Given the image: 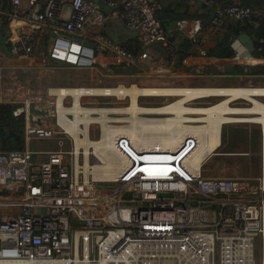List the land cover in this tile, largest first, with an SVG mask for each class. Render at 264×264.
I'll return each mask as SVG.
<instances>
[{
  "label": "built area",
  "instance_id": "1",
  "mask_svg": "<svg viewBox=\"0 0 264 264\" xmlns=\"http://www.w3.org/2000/svg\"><path fill=\"white\" fill-rule=\"evenodd\" d=\"M8 3L5 10L0 0V24L9 21L8 40L14 57H32L34 50L49 39L46 56L53 62L93 69L99 66L98 54L133 67L169 58L168 65L149 68L145 73L147 77L166 78L173 76L175 57L186 43L200 55L206 54L200 25L189 36L182 32L186 20L176 22L172 32L162 27L156 17L159 0ZM253 15L251 6H217L210 25L220 27L226 19L249 23ZM109 23L122 26L125 33H135L134 38L117 42L104 31ZM263 43L260 39L259 51ZM118 76L123 75L104 73L90 88L136 86L104 82ZM138 76L140 73L126 77ZM165 87L176 86L161 88ZM47 96L56 104L57 95L48 91ZM126 98L129 100L128 96L121 100ZM204 98L208 97L192 101L199 103ZM236 99L249 105L241 97ZM55 104L53 127L30 122L28 104L12 112L14 116L24 114V147L0 151V193L5 191L0 195V264H264L263 153L262 174L256 182L248 183L237 194L217 192L206 187L207 179L201 173L204 161L199 173L187 161L200 144L199 133L194 130L172 151L142 149L126 135H119L113 140V149L125 165L117 179H86L83 149L79 148L76 161L72 137L57 123ZM67 117L73 118L70 114ZM200 125L203 123L195 126ZM261 131L263 134L262 127ZM49 138L58 139L56 150L33 152L28 147L33 139ZM66 138L71 141L70 150L63 149ZM33 155L46 156L33 162ZM88 159L94 162L91 153ZM76 162L80 164L78 171Z\"/></svg>",
  "mask_w": 264,
  "mask_h": 264
},
{
  "label": "crops",
  "instance_id": "2",
  "mask_svg": "<svg viewBox=\"0 0 264 264\" xmlns=\"http://www.w3.org/2000/svg\"><path fill=\"white\" fill-rule=\"evenodd\" d=\"M3 1L5 10L9 9V0H1ZM161 8L169 7L173 11L178 14H184L183 8H177L174 6L176 4V0H159ZM245 2V3H244ZM239 3L244 6H251L254 10V15L252 21L249 23H242L232 19H226L225 22L217 28H214L210 25V20L213 15V12L217 6H222L226 4ZM189 7L187 9V16H180L176 19H172L171 15L167 16V19H164L163 23H166L165 28L167 31L172 32L175 28L176 22L180 20H186L185 27L183 28V33L186 36L193 35L196 33L198 25L201 26V37L203 42H201V46L205 49L206 54L200 55V53L196 50H192L189 43H186L182 51L179 52L177 57H175V66H174V74L170 77H147L145 73L148 72L149 68H157L159 65H168L169 58L166 59H153L145 61L142 64L144 67V72L140 73V76L130 78L126 77L127 75L118 76V77H108L104 79L105 83H136V86L127 87H119L113 88V91L109 90V95L116 98V91L121 92L124 96L129 97V105L126 107H112V108H99L94 107L99 113L102 114H112L114 112L119 114H127L128 116H123L121 121H128V125L125 126L128 133L129 129L136 136V132H140L144 130V121L147 113V119L149 121L152 120L154 125L157 126L159 123V115L165 116L168 118L170 126L172 129L180 130L186 134L191 133V127L189 126L190 121L185 117L192 118L191 121H207L214 122L212 117L210 116V107L211 105L205 106L208 107L207 111L204 113L197 106H191L189 103L197 97H211L212 92L210 87H239V86H253V87H241L237 93L238 97L247 98L252 95L262 96L264 97V43L262 46V51H259L260 47V39L264 40V36H257V27L261 23H264V0H190ZM159 11L156 13V17ZM176 13V14H177ZM159 20V19H158ZM160 23H162L159 20ZM9 21H5L0 24V103H7L11 105L21 106L19 108H24V105L28 103H35L36 107L39 109L48 110L47 107L42 106L40 104L42 97L47 96L48 91L66 88L63 92L69 91L70 89H85L90 87H95L98 78H102L104 73L110 72L114 66H122L120 64H116L113 62V59L107 54H98L97 61L99 66L93 69H78L71 67L65 64H59L49 60L46 56L47 49V40L44 41L43 44H40L35 50L30 58H18L14 57L10 53V42L8 40L9 29H8ZM111 24V23H109ZM113 25V24H111ZM252 26V27H251ZM106 28V27H105ZM104 28V29H105ZM105 31V30H104ZM113 34L116 39H128L127 42L134 38L135 33H125L123 29H117ZM105 33H107L105 31ZM111 36L109 33H107ZM113 35L111 36L113 38ZM240 39H243L246 45H249L252 48L253 53L250 54L249 57L239 58L236 48L233 47L237 43L240 44ZM236 45V46H237ZM158 47H155L153 50L155 51ZM239 58L241 62L236 61ZM248 60V61H247ZM64 69L71 71L73 73V77L69 78L68 82L62 81V84H53L54 82L50 81L54 78V72L56 69ZM23 70L25 72H30L33 76V80L36 83L35 88H31L29 86V82L26 85H20L16 79V71ZM32 81V80H31ZM30 81V82H31ZM48 83L44 85L43 83ZM178 86L183 87V104L181 106V110L178 109V106H173L172 111L168 109H160L157 106H148L147 110L145 106H141L137 102L138 95H145L146 93L151 96L154 88L149 87H163V86ZM70 94V95H68ZM72 93H63L61 96V100L63 97H72ZM142 96V97H143ZM5 98V99H3ZM27 98V99H26ZM80 98V97H79ZM123 96H119L117 99L121 100ZM141 98V97H139ZM154 98V97H153ZM160 98V97H158ZM185 98L189 100L186 101ZM60 100V102H61ZM78 100V99H77ZM258 100L264 102V98H259ZM199 101H205V99H201ZM216 101H219L216 99ZM232 105H244L242 100L235 99L231 102ZM258 103L264 108V104ZM81 105V104H80ZM29 106V104H28ZM213 108V107H212ZM215 109V108H214ZM77 116V109H75ZM74 114V109L70 107H66L64 105L59 106V117L62 118L66 124L63 122L61 125L65 127V125L77 123L78 120L75 118L74 120L66 117L67 114ZM167 114L173 115V117H168ZM185 114H188L185 115ZM190 114V115H189ZM182 115V116H181ZM204 115V116H201ZM222 115V114H221ZM48 116L42 117V125L43 127H48L50 125ZM190 116V117H189ZM225 120H219V128L220 133H217V129L202 130V127H192L196 132H201L202 135L200 137L201 143L200 148H204L207 146L206 143L202 142V137L204 136V140H207L209 143V154L206 158L201 159L198 154L197 157L193 158L191 163L192 168H199L202 161V168L204 164L212 160L213 156L216 155V151L220 150L222 147V128L226 124H232L235 128H239L240 125L247 127L245 123H225ZM186 123V124H184ZM225 123V124H223ZM259 124L260 131V171L262 174L263 163H262V153H263V134L261 131V127H263L264 132V115L258 116L254 122ZM215 124V122L213 123ZM223 124V125H222ZM254 126V125H253ZM261 126V127H260ZM217 131V132H216ZM209 134H215L217 139L212 140L211 142L208 139ZM218 134H220V139L218 140ZM181 136L180 138H182ZM206 136V137H205ZM243 142V137L240 140H234L235 145L238 142ZM138 143V142H137ZM234 145V146H235ZM233 146V148H234ZM29 147V145H28ZM139 147V143H138ZM244 148L243 146H240ZM199 148V149H200ZM239 149L238 152L235 150H229L226 152H219L218 155H226L229 156H247L249 152L245 149ZM198 149V150H199ZM211 152V154H210ZM226 162V160H225ZM225 162L221 165L220 171L217 174H212L211 176L205 177L207 179L206 187L208 189H212L217 192H235L240 193L244 187L250 182H240L239 177H234L235 171L227 168ZM261 174L258 177L260 178ZM5 191L1 192L0 195H5Z\"/></svg>",
  "mask_w": 264,
  "mask_h": 264
},
{
  "label": "bare ground",
  "instance_id": "3",
  "mask_svg": "<svg viewBox=\"0 0 264 264\" xmlns=\"http://www.w3.org/2000/svg\"><path fill=\"white\" fill-rule=\"evenodd\" d=\"M248 61V60H247ZM241 87H210V90L212 92V97H218L221 98L219 101L212 104V107H217L216 111L213 109V112L210 113V116L214 120V122H218L220 119L225 120V123H252L254 120L260 116L264 115V108L258 103V100H256L254 97L249 96L247 98H244L246 101L249 102L248 106H236L232 105L231 102L234 101L236 98H239L237 96V93ZM65 90H68L66 88L63 89H56L52 90V93L57 95V101L55 106V114L57 116V123L60 127H62L66 133H68L73 140L74 147H75V155L77 158V155L79 154V148L83 149L84 152V163L82 166V172L85 175V178L88 179V176L93 178L96 181L100 182H109V181H115L117 179V176L120 172V170L124 167L125 161L122 157H120L113 149V140L114 138L118 137L119 135H126L129 137L132 141H134L137 144L139 143V148L142 149H164V150H170L172 151L175 149L179 144L182 142L185 136H183L185 133L181 132L177 129H172L170 126V123L168 121V118L165 116H162V114L159 115V123L157 126L154 125V122L149 121L147 117H145L144 121V127L145 129L140 132H136V136L132 133V131L129 129V133L126 128L123 125H110L111 121H121L120 118H114L112 119L109 117L108 114H102L99 113L97 110H91L90 108H85L81 104V102H78V107H76L74 104V101H78L77 99L79 97H92L95 95H109V90L111 89H94V88H85V89H70L69 91L63 92ZM51 91V90H50ZM113 91V89L111 90ZM63 93H72L73 98V104L71 107H74V109H77V115H79V121L77 123L72 124L70 126L69 124L65 125L63 127L61 123L64 124L65 121L59 117L58 111L59 106L62 105L60 100ZM171 93H175L176 96L171 95ZM70 95V94H68ZM163 96V97H172L173 102L175 101H182L183 100V87H165V88H154L152 91L151 96ZM119 96L124 95L121 92H116V98ZM81 99V98H80ZM85 98L83 99V101ZM94 100V99H93ZM91 101V100H90ZM83 103V102H82ZM29 104V103H28ZM77 104V103H75ZM169 106L171 103L168 104ZM76 107V108H75ZM158 107V106H157ZM171 107V106H170ZM92 109H96L94 107H91ZM160 109H168L167 104H163L160 107ZM116 113V112H114ZM96 114L97 116L93 117L92 115ZM222 114V115H221ZM67 117V115H66ZM72 117L69 118L74 120L77 118V116L74 118L73 112ZM78 120V118L76 119ZM99 123L101 128V134L97 139H92L89 137V127L91 124ZM193 127V126H192ZM191 127V130H193ZM204 131L205 128H202ZM195 131V130H194ZM209 130H206L205 132H208ZM221 132V131H220ZM199 133V143H201V132ZM191 134V133H190ZM180 136H183L180 138ZM209 141L211 142L214 139H217L215 134H209L207 135ZM206 137V136H205ZM177 138H180L179 140L170 143L173 140H176ZM138 142V143H137ZM202 142L206 143L207 146L204 148H200V144L198 147L189 154L188 162L191 166V163L193 158L197 157L198 154L201 159H204L209 154V143L207 140H204V136L202 137ZM200 148V149H199ZM199 149V150H198ZM198 150V151H197ZM91 153L93 156L94 162L90 163L88 159V155ZM263 157H264V132H263ZM78 161V158L77 160ZM79 163L76 162V170L79 169ZM201 167V165H200ZM199 168H193L196 170L197 173H199ZM77 264L78 261H76ZM52 264H69L68 262H56Z\"/></svg>",
  "mask_w": 264,
  "mask_h": 264
},
{
  "label": "rangeland",
  "instance_id": "4",
  "mask_svg": "<svg viewBox=\"0 0 264 264\" xmlns=\"http://www.w3.org/2000/svg\"><path fill=\"white\" fill-rule=\"evenodd\" d=\"M21 3L25 4V0H21ZM119 28L123 29L122 26H118L116 24H113V25L108 24L107 27L105 28V31L112 36L115 33L114 31H116ZM113 39L116 40L117 42H119V39H116V37L114 35H113ZM49 44H50V40L47 41V46H49ZM109 70H110V74L134 75V74L142 73L147 69H145L141 65H139V67L122 65V66H114ZM54 74H55L54 78L52 80H50V81L54 82L53 84H62V81L68 82L69 78L73 77V73L71 71L59 69V68L55 70ZM32 77L33 76L31 75L30 72H25L23 70H17L16 71V79L20 85H26L27 82H29V86L31 88H35L36 83L34 82ZM43 84L47 85L48 83L44 82ZM176 87H178V86H176ZM116 92H118V91H116ZM148 93H146L143 97L138 98V100H137L139 105L146 107V110H147L148 106L160 107L161 105H163L165 103L167 104L168 110L172 111L173 106H178V109L181 110V106L183 104V102L181 100L173 102L174 98L168 97V96L167 97H160V98H158V97H154V98L153 97H147L150 95ZM171 95L176 96L175 93H171ZM131 96H129V97H131ZM84 98H85V100L83 101ZM3 99H5V98H3ZM71 99H72V97L64 98L63 99V105L66 107L71 106ZM185 99H186V101L189 100L188 98H185ZM204 99H205V101H200L199 103L195 102V101H191V103H189V104L191 106H197L201 110V112L208 114L209 113L207 111L208 107H205V106L211 105L217 101H216V99H214V98L212 99L210 97L204 98ZM258 101H260V100H258ZM78 102H81V105L85 108H90V107L112 108V107H116V106L126 107L129 105V100L127 98L125 100H119V99L114 98V97H104V98L81 97V99L78 98V101H74L73 105H75V106L78 105ZM261 102H263V101H261ZM75 103H77V104H75ZM169 103H171V105H170L171 107L168 105ZM40 104H42V106H44V107H47V109L49 110V116H48V120L50 123L49 126L53 127L55 117H52L51 115L54 114V104H55L54 98L48 97V96H43ZM236 106L241 107V106H248V105L246 103L244 105H236ZM76 107H78V106H76ZM72 108L74 109V107H72ZM214 108L216 111L217 107H213V108L210 107V109H209L210 113L213 112ZM75 114H76V111L74 109V114H73L74 117H76ZM145 114L147 117L148 114L147 113H145ZM108 115L112 119L122 118L123 116H126V117L128 116L127 114L122 115L119 113H112V114H108ZM185 115L188 116V114H185ZM167 116L173 117V115H170V114H167ZM201 116H204V115H201ZM77 118H79V115H77ZM185 118L190 121L189 126L196 127L195 125L203 123V125H200V127L205 128V130L217 129V131L218 130L220 131V128L218 126L220 124L219 121L215 122V124H213L214 122L213 123L209 122V120H207L205 122L204 121H191L192 118H188V117H185ZM199 122H201V123H199ZM184 124H186V123H184ZM216 124H218V125H216ZM110 125L127 126L128 121H123V120L120 122L119 121H111ZM245 125H247V124H245ZM145 127H144V129H145ZM198 127H196V128H198ZM122 129H124V131H126V128H121L120 130L122 131ZM198 130H199V128H198ZM100 131H101V128H100L99 123L91 124L89 127V134H90L89 137L92 139H97L101 134ZM219 131L217 133H220ZM241 137H243V142L237 141L238 143L235 145L234 140H240ZM179 139L180 138H177L176 140H173L170 143H173ZM219 139H220V134H218V140ZM57 141H58L57 138L40 139V140L33 139L29 143V149L33 152L56 150L58 148ZM222 144L223 145L220 148V150L215 152L217 154L213 156L212 160H209L204 164V167L202 168V171H201L202 175L204 177H208V176H211L212 174H217L220 171L221 165L226 160L225 164H226L227 168L229 167L230 170L235 171L234 177H239L240 182H244V183L246 182L247 183L250 181L249 184L256 182V178H254V177H258L261 174V171H260V155H259V152H260L259 125L249 124V125H247V127L240 125L238 129L235 128V126H233L232 124L224 125L222 128ZM233 146H234V148H233ZM240 146H243L244 148H242ZM241 148L245 149L247 152H249V155H247V156H236V155H234V156H229V157H226V155H218L219 152L221 153V152H226L229 150H235V152H238L239 149H241ZM63 149H65V150L71 149V141L68 138H66V140L64 142ZM210 154H211V152H210ZM45 156L46 155H33L32 161L33 162L40 161ZM65 158L68 160L69 156H65Z\"/></svg>",
  "mask_w": 264,
  "mask_h": 264
},
{
  "label": "trees",
  "instance_id": "5",
  "mask_svg": "<svg viewBox=\"0 0 264 264\" xmlns=\"http://www.w3.org/2000/svg\"><path fill=\"white\" fill-rule=\"evenodd\" d=\"M176 1L177 2L174 6L177 8H183L184 14H178L169 7H160L158 10L157 19L162 22L161 25L164 29H166V23L163 22L164 19L168 18L167 16L171 15L172 19H176L180 16L185 17L188 15L187 9L190 0ZM256 29L258 37L264 36V23L258 25ZM124 46L129 48L127 44ZM19 107L21 106L0 103V151L20 150L24 147V114L14 116L12 113L13 110Z\"/></svg>",
  "mask_w": 264,
  "mask_h": 264
},
{
  "label": "water",
  "instance_id": "6",
  "mask_svg": "<svg viewBox=\"0 0 264 264\" xmlns=\"http://www.w3.org/2000/svg\"><path fill=\"white\" fill-rule=\"evenodd\" d=\"M240 44L241 45H237L236 43L235 46H233L236 48L239 58L249 57L250 54L253 53L252 48H250L249 45H246L243 39H240ZM47 115H48L47 110L37 108L35 103L33 102L29 103L28 118L30 122L35 123L37 125H42V117L47 116Z\"/></svg>",
  "mask_w": 264,
  "mask_h": 264
},
{
  "label": "clouds",
  "instance_id": "7",
  "mask_svg": "<svg viewBox=\"0 0 264 264\" xmlns=\"http://www.w3.org/2000/svg\"><path fill=\"white\" fill-rule=\"evenodd\" d=\"M217 99V98H216ZM138 100V99H137ZM220 100V99H219Z\"/></svg>",
  "mask_w": 264,
  "mask_h": 264
}]
</instances>
